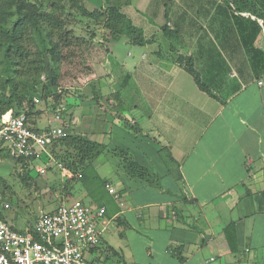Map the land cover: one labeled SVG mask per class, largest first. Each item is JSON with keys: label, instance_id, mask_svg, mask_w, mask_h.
I'll list each match as a JSON object with an SVG mask.
<instances>
[{"label": "crops", "instance_id": "crops-1", "mask_svg": "<svg viewBox=\"0 0 264 264\" xmlns=\"http://www.w3.org/2000/svg\"><path fill=\"white\" fill-rule=\"evenodd\" d=\"M181 1L187 10L193 8L192 0ZM195 13L200 30L191 33V44L183 42L182 34V51L188 49L176 53L192 57L211 93L198 86L173 54L159 50L155 57L152 50L137 48L138 57L127 67L121 65L141 115L127 120L139 131L131 138L139 137L140 146L168 150L177 174L132 155L158 174L160 184L150 185L132 176L126 164L114 170L107 158L101 160L111 196L94 206L106 207L109 225L90 255L92 264L112 256V264H264V0H205ZM123 90L99 92L98 105L113 106V98L124 102ZM86 96L84 100L92 99ZM67 108L64 103L62 124L74 132L107 147L127 146L118 139L106 143L112 133L107 120L77 119L74 114L65 119ZM87 110L86 116L93 113V108ZM124 132L122 128L121 137L127 135ZM99 156L93 161L95 168ZM107 185L120 196L110 193ZM91 192L81 200L92 198ZM230 223L237 233L234 248L225 234ZM113 225L121 240L111 236Z\"/></svg>", "mask_w": 264, "mask_h": 264}, {"label": "rangeland", "instance_id": "rangeland-1", "mask_svg": "<svg viewBox=\"0 0 264 264\" xmlns=\"http://www.w3.org/2000/svg\"><path fill=\"white\" fill-rule=\"evenodd\" d=\"M204 1L192 0L193 8H188L189 10H187V7L185 8L184 2L181 0H132L131 4L124 5L122 7L123 12L144 30V34L148 38L153 37L151 43L144 47L135 46L128 41L125 35L110 36L107 40L106 37L108 34L105 29L101 26L94 25L92 20L83 18L79 14H76V18H69L68 27L77 36L90 39L92 37L91 31L96 30L97 37L91 41V48L86 53V61L93 64L94 70L92 72L96 73L97 76L96 78L88 79L91 69L87 68V70L82 71L78 64L79 59L75 57L72 61L63 63L60 72L56 71L50 58L46 57L47 73L45 74L46 76L42 75L41 79L46 81V77L48 76H59L60 84L58 87L63 89V93L58 97L59 102L54 106L52 102H47V98L44 99L42 97V100L38 103L41 114H34L31 118L37 119V121L39 120L38 126L40 128L64 123V119L61 122L55 119V113L56 109L65 103V107L67 108L68 106V113L65 119H70L74 114L75 116L73 117L77 119L93 117V119L107 120L109 122V128L107 129L112 130V133L109 134L110 138H106V143H116L118 139V142H121V144L124 143L123 145L127 146H108V149L97 160L98 163L96 165L98 168H95V165L94 167H88L84 171V177L80 176L74 181L72 195L69 194L67 196L62 195V187L69 177V174L66 170L59 167L58 161L51 154L48 157L46 155L43 156V160L37 159L35 162H28L27 166H24L22 162L15 160L6 151L1 152V192L11 203L12 209L8 212V218L16 228L26 230L31 225H34L42 215L53 212L60 203L67 202L72 197L74 199L86 197L87 191H92L91 194L93 195L92 198H86L85 202L87 204L94 206L96 203H101L102 199H104V202L105 200L107 201L111 195L109 196L108 190L105 188L104 173H106V170L101 168V160L107 158L110 163V169L114 170L116 167L125 168L124 166L126 164V156L121 152H115L113 149L125 148L130 156L135 155L140 157L150 166L155 165L156 167L157 164L153 161L159 162L163 167L165 165L170 168L172 174H177V166L170 160L168 150L159 151L161 146H153L151 143L149 144L152 146H140L138 143L142 140H139V137L131 138L132 135L137 136V132L139 131L136 126L131 127L128 125L127 120L130 122L133 119L139 120L141 115L135 110L136 107L134 104L137 98L132 94L131 87L125 78L127 71L123 70L121 65L123 64L127 67V62L138 57L137 48L142 51L150 49L152 50V54L150 55L155 57H157L160 51L166 56L178 54L173 52L171 47L176 48V51L178 50L180 53H186L188 48L184 47L182 51V34L184 37L183 42L191 44V33L200 30L195 24L193 17L196 14L195 8ZM85 4L89 9H95L104 5V1L85 0ZM167 12L169 13L168 17L166 16ZM168 22L171 23L169 26H174L180 30V39H170L163 33L162 26ZM81 79H88V81L83 85ZM125 80L126 82H124ZM78 88H83L84 91ZM114 90H123L124 102H119L113 98V106L112 104L110 107L105 105L106 107L101 108V105H98L99 98H96V92L98 94L99 92L106 94ZM86 92H88V96L92 97L89 100L91 102L83 99L86 96ZM92 108L93 113L91 112L89 116H86L85 111L88 109L87 111L90 112ZM65 113L66 111H63L64 115ZM63 114L62 118L64 116ZM120 115L124 118L120 117ZM81 119H79V123H81ZM30 121L33 123V120ZM65 127L66 129L73 130V128ZM120 128H123L127 135L121 137L119 134ZM143 152H146L147 155ZM46 164L47 172L44 174L39 173L37 167L45 166ZM151 172L154 171L151 170ZM24 177L27 179L26 181ZM168 180L169 178L163 179L162 181L167 183ZM109 231L113 238L121 240L122 236H120V231L117 227L113 225V227L111 226L109 228ZM109 239L111 240V238ZM111 241L113 242V239ZM105 257L106 255H104ZM113 259H115L114 256L109 261L104 259L100 264H112L111 261L115 263L116 261L114 262Z\"/></svg>", "mask_w": 264, "mask_h": 264}, {"label": "trees", "instance_id": "trees-1", "mask_svg": "<svg viewBox=\"0 0 264 264\" xmlns=\"http://www.w3.org/2000/svg\"><path fill=\"white\" fill-rule=\"evenodd\" d=\"M103 1L104 5L101 7L89 9L85 0H0V118L10 110H13L14 115L24 112L28 123L35 130L39 129L36 126L37 119L31 118L34 114H41L33 97L38 95L47 98V102H52L54 106L59 102L58 97L61 95L57 92L59 76H48L46 81L41 79L42 75L47 73L46 57L50 58L58 72L63 63H68L75 57L79 59L78 64L82 71L91 69L88 79L96 78V73L92 72L93 64L86 61L91 41L97 37L96 30L91 31L90 39L77 36L68 27L69 18H76V14L105 29L107 40L110 36L125 35L135 45L151 43L153 39L147 38L144 30L122 10V7L131 4L132 0ZM166 16L168 17V13ZM162 30L170 39L179 38V30L170 27L168 23L162 26ZM171 50L177 52L174 47ZM174 61L194 77L201 89L211 93L202 83L191 56L177 54ZM88 79H81V83L85 85ZM98 96L96 92L97 99ZM63 111L64 106L62 113ZM30 120H33V123ZM48 148L51 156L70 174L62 187L64 196L72 195L74 181L80 176L84 177V171L108 149L105 143L71 129H66V135L54 140ZM4 151L7 152L0 147V153ZM114 151L126 156L125 162L132 176L150 185L160 184L158 174L134 160L127 149L117 148ZM170 158L173 159L171 154ZM16 160L24 166L30 162L24 158ZM32 227L33 225L30 226ZM225 234L233 247L237 240L233 223L227 225ZM108 250L111 252L114 248L110 247Z\"/></svg>", "mask_w": 264, "mask_h": 264}, {"label": "built area", "instance_id": "built-area-1", "mask_svg": "<svg viewBox=\"0 0 264 264\" xmlns=\"http://www.w3.org/2000/svg\"><path fill=\"white\" fill-rule=\"evenodd\" d=\"M57 92L62 94L63 89L58 87ZM33 99L36 103L41 101L38 95ZM63 106L56 109L55 119L59 122ZM65 135L66 127L62 123L35 130L24 112L14 115L10 110L0 118V147L15 159L33 162L50 155L49 144ZM58 165L63 168L61 163ZM37 170L46 173L47 164L38 166ZM107 187L110 193L120 196L114 187ZM11 209L0 185V264H92L90 255L101 245L109 225L105 206L89 205L81 199L60 203L26 230L16 228L9 220Z\"/></svg>", "mask_w": 264, "mask_h": 264}, {"label": "bare ground", "instance_id": "bare-ground-1", "mask_svg": "<svg viewBox=\"0 0 264 264\" xmlns=\"http://www.w3.org/2000/svg\"><path fill=\"white\" fill-rule=\"evenodd\" d=\"M8 117V115H6V118Z\"/></svg>", "mask_w": 264, "mask_h": 264}]
</instances>
